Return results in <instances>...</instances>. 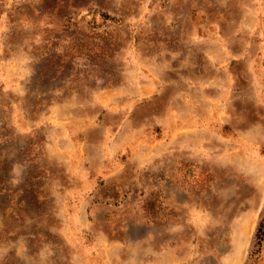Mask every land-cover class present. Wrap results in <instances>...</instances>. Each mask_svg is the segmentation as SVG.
Segmentation results:
<instances>
[{
  "label": "rangeland",
  "instance_id": "374dc122",
  "mask_svg": "<svg viewBox=\"0 0 264 264\" xmlns=\"http://www.w3.org/2000/svg\"><path fill=\"white\" fill-rule=\"evenodd\" d=\"M263 216L264 0H0V264H264Z\"/></svg>",
  "mask_w": 264,
  "mask_h": 264
},
{
  "label": "trees",
  "instance_id": "16d2710c",
  "mask_svg": "<svg viewBox=\"0 0 264 264\" xmlns=\"http://www.w3.org/2000/svg\"><path fill=\"white\" fill-rule=\"evenodd\" d=\"M72 37V38H71ZM69 49L68 52L63 54V59H68L72 56H78L83 54L84 51H90L92 52L93 48H96V52L98 51V55L102 54H106L109 51V48L106 46V44L104 43L105 38H99L96 39L93 36H85V34H81V33H75L72 34L69 37ZM93 40L95 41V43H93ZM87 52V53H90ZM49 58V57H48ZM67 63H62L60 62L59 64H57L58 68H65ZM47 67L49 68V70L51 69V67H53V65L51 64V61L48 60L47 61ZM48 73V72H47ZM52 73V70H51ZM29 201L33 202L34 204H37V200L35 198V195H30L29 196ZM264 234V216L259 220L258 224H257V228L255 231V245L259 246L260 241H261V237ZM258 250H254L253 254L255 252H257ZM252 256V253H251Z\"/></svg>",
  "mask_w": 264,
  "mask_h": 264
}]
</instances>
